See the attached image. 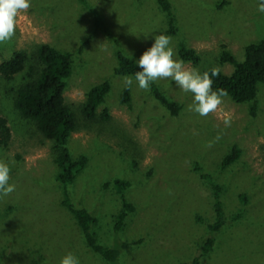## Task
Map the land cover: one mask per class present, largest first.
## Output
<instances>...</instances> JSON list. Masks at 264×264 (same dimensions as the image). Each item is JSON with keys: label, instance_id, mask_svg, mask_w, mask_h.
I'll return each instance as SVG.
<instances>
[{"label": "rangeland", "instance_id": "rangeland-1", "mask_svg": "<svg viewBox=\"0 0 264 264\" xmlns=\"http://www.w3.org/2000/svg\"><path fill=\"white\" fill-rule=\"evenodd\" d=\"M167 2L172 35L165 33L166 14L156 0H31L14 38L0 44V62L12 52L25 55L21 72L10 80L0 77V116L10 129L0 161L10 165L16 188L0 199V264H59L69 252L80 264H107L88 249L61 205L52 143L13 106L14 92L36 77L35 50L41 44L70 54L63 103L73 115L74 131L66 148L72 160L84 156L85 165L66 191L75 208L94 218L90 231L98 244L127 243L116 264L189 263L207 238L212 247L198 264H264V84L257 85L253 116L250 103L225 97L217 113L201 117L187 110L190 93L171 80L153 82L178 107L171 116L150 89L140 90L135 82L127 104L120 103L124 76L112 72L116 50L142 71L136 61L154 36L163 34L172 38L175 59L179 43L198 56L196 64L184 62L186 67L201 73L218 67L227 75L232 68L219 63L221 46L240 62L243 47L264 38V13L257 10L258 0ZM102 82L108 93L87 121L80 113L85 94ZM103 111L105 121L99 117ZM225 116L232 118L230 127L223 124ZM232 148L236 159L221 169ZM199 173L221 188L223 224L211 233V193ZM116 180L128 183L122 193L133 211L115 233L121 209Z\"/></svg>", "mask_w": 264, "mask_h": 264}, {"label": "trees", "instance_id": "trees-1", "mask_svg": "<svg viewBox=\"0 0 264 264\" xmlns=\"http://www.w3.org/2000/svg\"><path fill=\"white\" fill-rule=\"evenodd\" d=\"M156 3L166 14L167 29L165 33L172 35L174 33L173 17L169 4L167 0H156ZM176 55L179 60L192 64H196L199 60L192 49L181 43L177 45ZM114 56L116 59V66L112 71L114 75L134 76L136 71H140L134 62L125 57L120 51L116 50ZM35 59L38 66L36 77L14 92L13 106L23 119L34 124L36 130L45 140L52 143L55 153L53 159L56 166L55 181L61 187L63 196L61 205L73 217L86 246L107 264H116L119 253L127 247V243L118 244L115 246L116 248H107L98 244L95 236L90 231L94 218L84 209L75 208L71 204L66 191V187L71 184L75 175L85 165L84 156L80 155L72 160L66 148L67 139L74 131L73 115L63 103L64 80L70 75V54L60 53L49 45L41 44L36 47ZM24 61L25 55L22 52H12L8 59L0 62V77L4 80H10L15 74L22 71ZM218 61L220 64L230 65L232 70L227 75L220 72L218 77H213V89L225 90L228 94L226 97L235 104L250 103L249 113L253 116L257 85L264 84V38L256 43L245 45L243 47V59L240 62H237L221 46ZM108 90V83L102 82L86 92L80 110L81 116L85 120H93L95 110L102 103ZM150 91L154 99L166 109L169 115H176L178 107L174 102L163 97L153 84L150 85ZM119 101L122 104H127L128 88L125 87L122 90ZM99 117L102 121L107 120L106 112L103 111ZM9 143L10 129L5 118L0 116V149H6ZM236 157L237 151L232 148L230 153L222 159L220 168L222 169L232 163ZM195 170L200 172L197 166H195ZM199 178L208 185L211 193L214 221L207 226L208 231L211 233L223 224V210L219 200L221 188L208 175L199 173ZM113 187L115 193L119 195L121 205V209L114 217L112 226L113 231L116 233L122 228L127 215L133 211V206L123 198L122 192L128 187L127 182L116 180ZM212 243V238H207L200 246L199 255L189 263L184 264H198V258L209 252Z\"/></svg>", "mask_w": 264, "mask_h": 264}, {"label": "clouds", "instance_id": "clouds-1", "mask_svg": "<svg viewBox=\"0 0 264 264\" xmlns=\"http://www.w3.org/2000/svg\"><path fill=\"white\" fill-rule=\"evenodd\" d=\"M30 8L31 0H0V44H7L14 38L19 16ZM257 10L264 13V0H258ZM171 40L167 35H155L154 43L136 61L142 71H136L134 76H124V86L131 88L135 82L138 89L147 91L153 82L171 80L182 92L192 95L188 111L201 117L217 113L228 95L223 89H213V77L220 75V69L213 67L201 73L186 67L182 60L174 58ZM231 123V116L223 118L225 127H230ZM10 173V165L0 161V199L16 190L15 185L10 183ZM59 264H80V260L69 252L60 259Z\"/></svg>", "mask_w": 264, "mask_h": 264}]
</instances>
